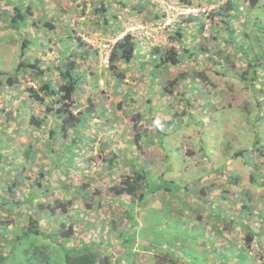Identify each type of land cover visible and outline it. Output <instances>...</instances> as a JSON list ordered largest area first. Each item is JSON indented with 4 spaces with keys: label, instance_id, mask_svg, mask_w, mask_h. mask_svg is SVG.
Listing matches in <instances>:
<instances>
[{
    "label": "rangeland",
    "instance_id": "374dc122",
    "mask_svg": "<svg viewBox=\"0 0 264 264\" xmlns=\"http://www.w3.org/2000/svg\"><path fill=\"white\" fill-rule=\"evenodd\" d=\"M226 1L149 0L150 7L154 8L140 11L135 8L144 0H125L126 8L115 1L109 5L107 0H0V73H14L24 39L29 40V45L25 47L26 58L36 65L39 62L44 68L59 63L62 51L68 49L69 52H80L77 49L80 46L76 44L65 48L58 42L63 36L74 33L82 39L84 45L91 46L92 50L90 60L80 62L79 71H83L84 75L86 73L88 78L87 83L76 93L74 112L86 114L87 107L91 105L90 97L95 109H100L102 105L107 109L105 121H94L90 132L92 140L86 142L80 157L71 162L65 148L74 133L70 134L69 139L58 135L54 145L49 147L48 130L56 122L51 115L44 114L45 107L31 100L26 91L29 87L39 91L44 84L43 76L29 71L21 77L20 73V81L14 88L0 87V109L5 101L8 102L5 106L7 113L0 118V142L8 141L5 133L11 136L8 142V161L0 164V194L7 193L6 197L0 196V204L5 203L4 207H11V203H15L14 198L23 193V190L26 193L33 191V187L38 189L35 182L37 178L43 184L50 185L47 198L51 203L62 196L60 182L63 180H72L74 186L79 187L90 183V187L84 189L95 195L93 210L90 214L87 207L77 200L76 207L81 210L84 219H88V223L85 227L77 225L82 233L78 232V239L75 237L73 242L79 244L81 239L88 243L91 239L95 242L97 251L117 254L118 238L112 232L110 221L114 220L122 230L128 219L125 208L107 191L111 186L121 184L122 178L118 174H127L131 168L139 171L144 165L151 171V189L167 187L170 190L150 194L146 199V206L135 209L139 234L146 237L138 239L140 245L136 248V255L134 254L136 264H174L178 260H183L179 264H189L187 258L192 260L191 264H264V0L260 1V8V5L250 8L249 12L242 9L245 1L242 3L241 9L245 13L240 14L241 21L234 23L238 32L236 43L242 45L237 53L228 50V32L223 30L218 34L220 27H226L211 17V11ZM19 4L21 8L24 7L26 18L15 27L10 20L16 13L14 8ZM103 4L110 9L105 15L111 19L109 24H105L103 20L98 22L99 10ZM27 7H30L32 15L26 11ZM154 15L162 18L154 20ZM192 15L200 17L204 22L200 37L211 40L205 48H208V52L198 54V61L203 62L202 66L198 67L196 62L185 58L178 66L154 68L155 65L151 63L156 58L153 53L155 46H176L181 49L183 45H187L191 49L198 45V42L193 43L199 33L195 29L196 24L193 23V26L186 22ZM242 21H248L252 41L248 42L241 34ZM45 22L53 25L54 29L46 26ZM179 26L181 30L178 29ZM242 27L246 32L247 27L244 24ZM127 33H132L144 48L140 51L141 58L128 64L118 63L117 72L126 77L122 89H116L117 82L109 68V54L116 41ZM250 45H253V51L249 49ZM220 51L224 52L223 56L229 57L228 61H221L218 67L223 76L211 71L214 70V63L210 58ZM144 59H148L147 66H142ZM257 60L261 62L256 68L258 73L252 67L247 73L248 63L255 64ZM200 70L209 74L214 81L213 85L210 87L207 82L199 83L195 86L198 90L196 93L187 85L186 89L191 96L185 100V86L181 77L199 73ZM152 72L160 75L152 78ZM243 75L247 80H244ZM3 76L0 74V81ZM255 76L256 80H251ZM48 77L57 83V72L49 73ZM175 79V85L170 86L169 82ZM166 89L170 92L165 94L163 90ZM25 100L27 104L25 102L24 108L20 109L18 103ZM121 100L122 109L116 111ZM257 101H260L261 108L257 106ZM203 105L206 107L204 111L201 110ZM31 117L43 119L45 123L42 127L33 128L30 124ZM147 119H150V123ZM138 124L144 137L136 145L133 135L139 128ZM253 127L257 128L258 142ZM242 131L245 134H240ZM29 145L33 146L32 159L20 167L19 164L24 161L23 148ZM254 145H258V148L251 152ZM235 148L249 149L250 152L245 151L243 156L232 161ZM16 149L17 157L14 158ZM187 150L192 151V154H188ZM113 155L118 158L110 166L108 162ZM89 159L91 161L86 162ZM66 165L68 169L65 172L63 167ZM80 167L84 171L81 174L77 172ZM218 169V173H221L218 184L214 178L212 184L223 187H216L206 196L208 205L205 208L203 205H196L198 198H194L192 190L186 191L187 183L193 181L194 185L202 178L201 185L206 188L210 185L205 183V178L209 175L207 173ZM41 171L46 172V175L40 177ZM232 176L239 179V182L234 185L233 182L230 183ZM8 185L14 188L12 192L8 191ZM226 191L229 192L225 194ZM36 192L44 194L40 188ZM136 203L138 205L139 202ZM16 205L18 206L12 207L13 211H25L20 204ZM197 209L204 220H215L221 213L222 218L226 219L227 216V220L234 218L236 222L229 226L231 228L228 235L227 232L222 235L227 236V244L222 241L221 235H211L212 224L211 227H206V237L211 236L217 241L214 246L220 253V263L213 261L218 258L209 241L205 243L208 249L205 254H209L199 256L197 260L193 257L191 246L195 249L203 243L200 239L202 232L188 216L191 210ZM14 214L15 212L12 216L7 214L0 220V232L8 228L1 234L0 244L3 243V234L5 240L11 237L12 223L20 220L18 224L24 226V215ZM47 223L46 219L42 221L43 225ZM218 225L220 228L224 227L222 223ZM248 230L259 235L250 249H246L249 256L244 260L245 257L241 256L245 254H238L240 247L245 246ZM38 243L49 246L50 242L41 236ZM54 248L56 254L49 264H64L62 249L58 246ZM146 248L148 251H145ZM227 248L233 250L228 251V257L223 256L222 251ZM27 249L26 246L21 250L11 249V254L5 253L8 259L4 264H36L28 260L31 252H27ZM196 252L201 254V247Z\"/></svg>",
    "mask_w": 264,
    "mask_h": 264
},
{
    "label": "trees",
    "instance_id": "16d2710c",
    "mask_svg": "<svg viewBox=\"0 0 264 264\" xmlns=\"http://www.w3.org/2000/svg\"><path fill=\"white\" fill-rule=\"evenodd\" d=\"M107 1H109V5L113 4V2L115 1L120 3L124 8L127 7V4L124 2L125 0H107ZM185 1H189V0H185ZM241 1L242 0H227L223 5H220L217 9L211 11V17L214 18V21L218 20L217 23L219 24L221 23L223 26L226 27V28L220 27L218 29V34L223 30H226L228 32V39L230 38L229 40L227 39L228 40L227 43L229 44L227 45V47L229 48L228 50L235 51L236 53L237 51L241 50L242 45L236 43L238 38V32L237 30H235L234 27L235 21L239 22L242 20L240 14L245 13V11H243L242 9L248 10L247 12H249L251 11V9L257 8L261 3L260 2L261 0H243L242 2ZM148 2L149 0H144V2H139L137 8L135 7L134 8L140 11H148L151 8H154V6L150 7ZM146 3H148V5H146ZM242 3H244L245 5L241 9V6L243 5ZM260 7L261 5L259 6V8ZM109 10H110L109 7L103 4L102 8L99 10L100 18L98 22H101L103 20L105 24H109V20L111 19H108L105 16ZM26 11L28 12V14L32 15V11L30 7H27ZM14 12L16 13L11 17L10 23L13 24V26L17 27L26 18L24 13V7L21 8V4H19L14 8ZM9 15L10 13L8 14V16ZM1 17L3 16L1 15ZM153 17L154 20H160L162 18L160 15L158 16L154 15ZM186 22L196 24L195 29L199 32L197 33L199 38L196 35L195 41L193 43L198 42V45H196L195 48H191V49L188 48L187 45L186 46L183 45L181 49L180 48L178 49L176 46L165 47V48L155 46L153 49V53L156 58L154 62L151 63L152 65H155L154 68L158 69V68H162L163 66L168 67L170 65L178 66L183 62L185 58H188L192 62H196L198 64V67L200 65L202 66L203 62L198 61V54L208 52V48L207 49L205 48L207 47V45L211 40L200 37L201 35L200 32L203 30L204 27V22L200 17L192 15L186 20ZM242 23L247 27L246 32L243 31ZM45 24L50 29H54V26L51 25L50 23L45 22ZM215 27L216 25L214 26V28ZM240 28L237 27L238 30L240 29L242 31L241 34L247 39V41L248 42L252 41L253 35L248 30L249 29L248 21H242ZM178 29L181 30V26H179ZM182 31L184 32L183 28ZM177 32H178L177 34H180L179 31ZM28 41H29L28 39H24L23 41L20 60L14 73L11 75L3 72L0 73L4 75L3 76L4 78L0 81V87L2 89H4L5 87L10 89L14 88L16 84L20 81V79H18L20 73H21V77L22 74H25L26 72L29 71L34 72L36 75L38 74L43 76L44 84L39 89V91L37 89H34L33 87L27 88L26 91L29 94L31 100L45 107L44 114L49 116L51 115V117L56 122L54 125L50 126V129L48 130L49 133L48 141L50 142L49 147L54 145L56 139L58 138V135H61L64 139L65 138L69 139L70 134L74 133L72 134L73 135L72 138H70L68 147L65 148L66 150L65 153L71 157L70 160L72 162L74 161V159L80 157L81 150L83 149V147L84 148L86 147V142L92 140L90 132L93 125L95 124L94 121L96 119L104 120L107 117L106 115L107 109L105 108V106L102 105L100 109L98 108L95 109V105H93L94 103L91 97L89 98V102L91 105L89 108L87 107L86 114L82 112L76 114L74 112L76 93L78 90H81V88L85 83H87L86 81L88 78L86 73L84 75L83 71L82 72L79 71V68L81 66L80 62L84 61L86 63V61L90 60L92 56L91 46L84 45V42H82V39L80 37H77L74 33H69L67 36H63L61 38V41H58L60 46L62 47L65 46V48H67L73 44H76L77 46H80L77 47V49H79L80 52L78 53L69 52L70 50L68 49L64 52L62 51V56L60 57L59 63L57 64L54 63L53 65L44 68L42 67V65L39 64V62L36 61L37 62L36 65L30 59L26 58L25 47L29 45ZM82 47L84 48L82 49ZM249 49L253 51L254 49L253 45H250ZM94 51L98 52L96 49H94ZM137 52H138V39L132 33H127L126 35L123 36V38L116 41V43L112 46L109 54V68L110 70H112L115 76V80L117 82V84H115L116 89H122V84L126 77L125 74L121 72H117L118 63L120 62L124 64L131 63L134 59H137L136 58ZM222 52L223 51H220L217 53V55L214 54L210 58V60H212L211 62L214 63V67L212 68L214 70L211 71L215 72V74L218 76L224 75L222 71L218 69V67L221 65L220 62L226 60L228 61L229 59L228 56H223ZM210 54L212 53L210 52ZM220 57L222 58V60H218V58ZM157 60H159V62H157ZM260 63H261L260 60H257L255 64L248 63V70H246V72L248 73L251 70L250 67L254 68L255 69L254 71H256V68L259 66ZM147 64L148 62H144V64L142 63V66H147ZM55 72H57V78H58L57 83L55 81H52L48 77L49 73L55 74ZM159 75L158 73L152 72L151 77L158 78ZM243 76L245 77L244 80H247V77L245 75ZM256 78H257L256 76L255 78L252 77L251 80L255 81ZM181 80L183 85L185 86V91H184L185 100L187 98H190L191 96V94L186 89L187 85H190L189 88L190 89L193 88L194 93H196V91L198 90L196 89L195 86L198 85L199 83L203 84L204 82H207V84H209V86L211 87L213 85L212 83L214 82L212 78L209 76V74L206 73L204 70H200L199 73H194L193 75L185 74L184 76L181 77ZM175 82L176 79L170 81L169 82L170 86L173 87L175 85ZM163 92L166 94L169 93L170 91L166 89L163 90ZM25 102L27 104L26 100L24 102L21 101L18 103L20 109L24 108ZM259 102L260 101H257V106L261 108L262 105ZM7 104L8 102L5 101L3 108L0 109V118L5 117V114L7 113V111L5 110V106H7ZM121 104H122V100L115 108L116 111L122 109ZM205 109L206 107L203 105L201 107V110L204 111ZM149 120L150 119H147L146 121L149 122ZM44 121L43 119L31 117L30 124L33 128L42 127L43 124L45 123ZM169 121L171 122L172 120ZM138 126L139 128L137 129V132H135L133 135V140L136 145H139L142 138L144 137L143 131L139 130L140 129L139 124ZM256 129L257 128H254V132L256 135V142H258V134L256 132L257 131ZM19 132L22 133V130H19ZM240 134L243 135L245 134V132L242 131ZM4 135L6 136L8 141L0 142V164L6 163L8 161V156H9L8 142H10L11 136L6 133ZM32 148H33L32 145L23 148L24 150L22 151V156L24 161L21 164H19L20 167H23L25 164H27L28 161L30 162V160L32 159V153H31ZM255 148H258V145H254V147L250 149V151L251 152L254 151ZM245 151L247 153L250 152L249 149L245 150L241 148H235L233 154L234 156L232 157L231 160L233 161L235 158L243 156ZM16 153H17V149L14 150V154H13L14 158L17 157ZM187 153L191 155L192 151L187 150ZM117 158H118L117 155H113L112 159L109 160L108 164L110 166H113ZM59 159L60 157L57 160L59 161ZM90 161H91L90 159L86 160V162H90ZM66 169H68L67 165L63 167V171L66 172ZM77 172L81 174L84 171L82 167H80ZM218 172H220L219 169L216 172L210 171L207 173L209 175L206 176L205 183L208 182V184L210 185H208L206 188L202 187L203 185L202 178H199L197 180L198 182L197 184L192 185L193 181L187 183L186 191L192 190L194 192V198H198L196 205H200V206L203 205L202 206L203 208H205L208 205L206 196L209 195L211 191L217 187V185L212 184V181L214 182L215 179L216 184H218L217 180L219 178V174H221ZM150 173L151 171L146 169L144 165H142L139 171H137L135 168L134 169L131 168L127 174L125 173L118 174V177L122 178V182L119 186H111L107 191L109 192V194L111 193L113 195L114 200H116L118 204H120L125 208L126 211L124 212L128 219L125 225V229L122 230L119 229L120 226H117V223L114 220L110 221V224H112V232L116 234L118 238V243L116 245L118 255L115 252L104 251L102 253L101 251H97L95 249V242L91 239L88 241V243H84L83 241H81V239H79L80 240L79 244L73 242L74 238L76 237L78 239L77 237L78 234L82 233V229L78 230L77 225H82L85 227V225L88 223V219H84L81 210L78 207H76L77 200H79V202H81L87 207V209L89 210L88 212L90 214L91 211L93 210L95 195L91 193L92 191L89 192L86 189H84L86 187L89 188L90 183L84 184L82 187H79V186H74L72 180H66V181L63 180L62 182H60L62 186L61 188L62 196L57 197L54 200V202L51 203L47 198L50 193V185L43 184L37 178V180L35 181L37 184L36 187H38V189L40 188L43 191L44 193L43 195L37 193L36 191L38 189H35L33 187V191L29 190L25 193V191L23 190L22 191L23 193L17 195L14 198L15 203H11V207L9 206L4 207L5 203L0 204V220L5 216H7V214L8 216H12L13 213L15 212L14 214L15 216L16 214L18 216L24 215V218H22V220L25 221V223H23L24 226L22 225L20 226V224H18L20 220H16L17 222L12 223L13 232H11L12 235L10 238H6L5 240L4 239L5 235L3 234L2 237L3 243L0 244V264H4V262L8 259V255H5V253L11 254L12 253L11 249L21 250L23 246L28 247V249L26 250L27 252H31V254L28 256V260L36 264H49L52 258L54 257V255L56 254L54 248L55 246H58L60 247V249H62L64 253V264H122V263L136 264L135 263L136 248L140 245L138 243V239L141 238L143 240V238L146 237L144 236V234H142L143 237L142 238L139 234V230H138L139 225L135 220L136 219L135 209L137 210V208L140 209L142 207H145L146 199L150 194H153L157 191L170 190L167 187L161 189L160 188L151 189L150 181H149ZM44 174L46 175V172L44 173L43 171H41L40 177H43ZM212 174H214V176H212ZM118 177L116 176V178ZM113 181H115V179ZM229 182L230 183L233 182L234 185L235 183L239 182V179L236 180L232 176ZM187 187L188 188L191 187V189H188ZM222 187L223 186L217 188H222ZM7 189L9 192H12L14 188L11 185H8ZM228 192L229 191H226L225 194H227ZM6 195H7L6 192L0 194L1 197H6ZM22 199L24 201H22ZM224 199L227 198L224 196ZM136 202H139L138 205ZM16 204H20L22 208H25V211L20 210L17 213L16 211H13L12 207L18 206ZM209 206L212 207L211 204H209ZM215 209L217 208L215 207ZM218 209L221 211L220 207H218ZM25 214H26V218H25ZM199 214H201V212H199L198 209L191 210V212L188 213L190 220L193 221V225L198 227L199 231L202 232L200 239L203 241V243L199 244L197 247H195V249L193 246H191V249L194 252L193 257H195V259L197 260L199 256L208 255L209 253L205 254V252L208 250L207 247L205 246V243L206 241H209V243L212 244L211 248H214L216 257L218 258V260H213V261L219 262L220 253H218L217 248L214 246V244H216L217 241L216 239L210 238L211 236L206 237V232H207L206 227H211L210 225L212 224V228H211L212 230L210 231V233H212L211 235L212 236L215 235V237L221 235L222 241L226 242L227 244L228 241H226V237H227L226 235L230 233L229 229L231 228L229 226L236 224V222L234 218H232L231 221L227 220V216L226 219L222 218L221 213L220 216H217V218H214L215 220H211V221H209L208 219L204 220L203 217L199 216ZM77 216L80 217L78 218ZM148 217L149 216L147 215L146 218ZM183 218H185V216ZM44 219L48 220L47 225L42 224V221ZM218 223L224 224V227L220 228ZM145 226H141V227H145ZM86 228L87 229L89 228L88 225L86 226ZM6 230H8V228H5L3 232ZM3 232H0V237ZM225 232H227L225 235L226 237L222 236ZM258 235L259 233H253L251 230L247 231V235L245 238V246L243 248L240 247L238 254V255H242V253H244L245 255L241 256V257H245L244 260L248 258L249 255L247 250L250 249V246L252 245V243H254ZM41 236L45 237L47 241L50 242L49 246L38 243ZM200 247H201V254L199 252H196L198 251V249H200ZM145 251H148L147 248L145 249ZM222 251H224L223 256H227L228 251L231 252L233 250L231 248H227L226 250L223 249ZM186 260L189 261V264L192 263V260L188 258ZM180 261L183 260H178V262L175 261L174 264H179Z\"/></svg>",
    "mask_w": 264,
    "mask_h": 264
},
{
    "label": "crops",
    "instance_id": "0c3cea01",
    "mask_svg": "<svg viewBox=\"0 0 264 264\" xmlns=\"http://www.w3.org/2000/svg\"><path fill=\"white\" fill-rule=\"evenodd\" d=\"M192 25L194 26V24L192 23ZM158 47H163V46H161V45H157ZM142 48H144L143 46H142V44H141V42L138 40V52H137V59L138 58H141V53H140V51L142 50ZM165 48V47H164ZM143 52H145V51H143ZM144 61L145 62H148V59H144ZM143 61V62H144Z\"/></svg>",
    "mask_w": 264,
    "mask_h": 264
}]
</instances>
